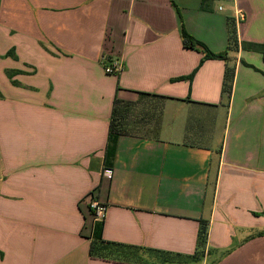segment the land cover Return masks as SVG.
Here are the masks:
<instances>
[{"label":"crops","instance_id":"1","mask_svg":"<svg viewBox=\"0 0 264 264\" xmlns=\"http://www.w3.org/2000/svg\"><path fill=\"white\" fill-rule=\"evenodd\" d=\"M263 42L264 0H1L0 264H264Z\"/></svg>","mask_w":264,"mask_h":264},{"label":"trees","instance_id":"2","mask_svg":"<svg viewBox=\"0 0 264 264\" xmlns=\"http://www.w3.org/2000/svg\"><path fill=\"white\" fill-rule=\"evenodd\" d=\"M0 5H1V0H0ZM182 40H183V45L186 48L189 49H194V50H200L204 52V56L200 61L199 67L207 60L210 59H222L225 60L227 59V56L225 54H216L212 51H210V49L203 44L201 41L195 39L193 36H191L183 27L182 28ZM245 47L250 49V50H256L259 51L263 54L264 56V42L261 44H256V43H246ZM249 66V65H248ZM198 67V68H199ZM198 68L189 76L186 77H179L177 79H174L173 81H178V80H184V79H188V80H192L195 73L197 72ZM142 96L145 95H149L148 93H140ZM123 101L116 99L115 100V107H114V111H113V115H112V121H111V125H110V144L107 147L106 150V156H105V162H106V167L111 168V163L115 154V142L113 141L112 137H116L117 135H119V122L120 119L123 118L125 112H126V104H121ZM112 139V142H111ZM207 227L204 226L201 229V237H200V244H205L206 242V238H207Z\"/></svg>","mask_w":264,"mask_h":264},{"label":"built area","instance_id":"3","mask_svg":"<svg viewBox=\"0 0 264 264\" xmlns=\"http://www.w3.org/2000/svg\"><path fill=\"white\" fill-rule=\"evenodd\" d=\"M120 70L117 62H112L111 64H108L105 68L106 73L108 74H115ZM113 173V170L109 167L104 168V174L106 176L111 177ZM90 208L93 211L94 219L96 222H102L106 218L107 214V206L103 203H101L98 200L93 199L90 202Z\"/></svg>","mask_w":264,"mask_h":264}]
</instances>
